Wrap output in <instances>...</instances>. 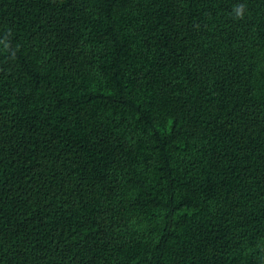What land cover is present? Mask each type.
<instances>
[{"label":"trees","instance_id":"1","mask_svg":"<svg viewBox=\"0 0 264 264\" xmlns=\"http://www.w3.org/2000/svg\"><path fill=\"white\" fill-rule=\"evenodd\" d=\"M0 264H264V0H0Z\"/></svg>","mask_w":264,"mask_h":264},{"label":"clouds","instance_id":"2","mask_svg":"<svg viewBox=\"0 0 264 264\" xmlns=\"http://www.w3.org/2000/svg\"><path fill=\"white\" fill-rule=\"evenodd\" d=\"M242 13H243V8L241 7L240 9L237 10V14L242 15Z\"/></svg>","mask_w":264,"mask_h":264}]
</instances>
